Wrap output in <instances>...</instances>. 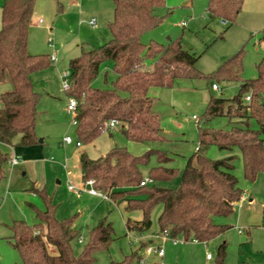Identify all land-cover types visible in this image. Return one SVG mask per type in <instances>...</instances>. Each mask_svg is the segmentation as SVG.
<instances>
[{"label":"trees","instance_id":"1","mask_svg":"<svg viewBox=\"0 0 264 264\" xmlns=\"http://www.w3.org/2000/svg\"><path fill=\"white\" fill-rule=\"evenodd\" d=\"M36 0H1L0 82L11 89L0 95V143L11 145L19 136V146L38 144L35 135L37 104L40 94L35 91L31 76L50 65V57L27 52L28 30ZM244 0H207L206 13L210 19L233 24ZM113 18L108 25L111 39L68 61V97L78 101L75 110L76 139L81 144L92 143L106 123L114 121L127 141L149 144L163 140L160 119L153 111L150 88H171L178 79L202 78L195 70L197 58L182 48L180 39L168 40L165 45L150 42L145 46L141 37L156 27L163 17L156 14L165 0H113ZM108 64L115 75L112 89L92 87L103 65ZM241 52L227 59L209 76L238 81V92L229 99L209 96L203 120L225 117L228 131L202 130L198 126L200 146L213 145L218 150L231 152L238 148L243 164L244 179L253 182L264 176V57L256 65V77L240 78ZM150 68V69H149ZM215 84V83H214ZM249 96L246 101L245 97ZM251 122L257 126L251 127ZM156 156L159 163L168 161L166 153L149 148L141 156L132 155L126 148L112 147L95 160L79 152L78 162L83 182L93 181L94 190L116 205L124 204L127 212H141V220L125 222L128 231L140 233L150 228V213L161 205L157 219L159 234L182 242L207 243L223 235L230 226L215 224L214 217H227L241 200L242 191L233 175V156L211 161L194 153L188 158L174 189L156 187L175 177L177 171L156 166L148 170L152 183L140 186L144 176L141 167ZM7 160L0 156L2 165ZM195 160V164L192 162ZM46 207L36 211V222L29 226L17 220L12 223V245L23 264H92L93 253L106 248L111 241L112 227L102 219L88 230V243L78 257L72 252L71 242L78 232L73 224L75 216L58 221L53 215L50 198L44 189L34 190ZM53 248L51 251L50 248ZM226 244L217 248L215 264H223ZM112 264H127L122 263Z\"/></svg>","mask_w":264,"mask_h":264},{"label":"rangeland","instance_id":"2","mask_svg":"<svg viewBox=\"0 0 264 264\" xmlns=\"http://www.w3.org/2000/svg\"><path fill=\"white\" fill-rule=\"evenodd\" d=\"M206 5L207 0H165V6L156 11L163 19L141 37L145 46L150 42L165 45L168 40L180 39L182 48L197 58L194 67L202 77L178 79L173 84L174 89H149L148 96L153 100L154 113L159 116L163 140L148 147L130 142L117 126L102 132L92 143L76 147L74 114L66 110L69 97L62 87V78L69 74L70 59L111 39L108 25L113 18L114 3L113 0H36L28 30L27 52L30 55L53 56L55 62H50L48 68L31 76L34 89L40 94L35 121V135L38 141L41 140L36 144L40 149L37 161L23 163L17 147H25L18 145L19 136L13 138L11 145L0 143V156L7 158L2 165L3 177L0 178V264H23L12 245L11 226L17 220L33 226L36 211L46 210L42 198L34 191L38 189H44L50 198L56 220L75 216L73 226L78 235L71 242L75 257L88 243L90 228L102 219L110 223L111 241L106 248L94 251L92 264L124 261L127 264H215L217 248L221 243L226 244L223 264H264V176L257 175L251 183L244 179L238 148L227 152L213 145H203L199 152L211 161L233 156V175L242 191V200L231 215L213 218L215 224L232 227L207 243H184L180 238L174 242L159 234L157 219L161 205L151 211V225L147 231H128L125 222L140 221L141 212H127L124 204L116 205L100 195H89V186H84L80 178L78 156L81 151L95 160L112 147H124L135 156H141L151 148L166 153L168 161L159 163L156 156H151L147 166L141 167L143 176L147 177L151 167L174 169L177 173L171 180L154 183L156 187L174 189L179 185L188 158L199 145L198 126L211 131L225 132L230 129L225 117H215L209 122L203 120L207 105L202 100L203 90L207 91L210 85L205 78L214 76L221 64L238 52H241L242 58L240 78L250 80L256 77V65L264 57V0H244L231 25H222L219 19H210ZM91 19L95 20L94 29L89 25ZM114 80L115 75L106 64L91 85L96 89L110 90ZM212 82L219 88V91L210 92L213 97L229 99L238 92L239 83L235 79L219 76L217 79L213 77ZM10 89V84L0 82V95ZM192 116L199 121L195 122ZM251 127L257 128L254 122H251ZM66 137L72 140V144H62ZM261 140L264 143V134ZM13 156L25 165L21 163L11 168L8 158ZM69 184L78 190L84 186V190L70 192ZM156 246L163 250V258L146 254V247ZM50 249L55 254L54 249ZM207 254L212 257L210 262L205 260Z\"/></svg>","mask_w":264,"mask_h":264},{"label":"built area","instance_id":"3","mask_svg":"<svg viewBox=\"0 0 264 264\" xmlns=\"http://www.w3.org/2000/svg\"><path fill=\"white\" fill-rule=\"evenodd\" d=\"M89 24L94 27L95 25V20L94 19H91ZM181 25H184V24H181ZM50 60L51 61H54L55 58L54 57H50ZM62 87L64 90H68L69 88V83H68V75H64L63 78H62ZM211 90L213 91H219V88L216 84H211ZM245 100L248 101L249 100V96H246L245 97ZM78 106V101L73 98V97H69V100H68V103H67V107H66V110L67 112L69 113H72L74 114V118H73V124L76 125L77 123V120L75 118V110ZM116 125V123L114 121H110L108 123L105 124L102 132L108 130V129H111L113 128L114 126ZM62 144L63 145H69V144H72V140L69 138V137H66L63 141H62ZM76 147H80V143H75ZM200 149V145H197L196 146V152H198ZM20 162L19 159H17V157H11L9 160H8V164L10 166H16L18 165ZM152 183V180L149 178V177H144L143 180L140 182V186H145V185H149ZM89 186V190L87 191L89 194H92V195H100L102 196L101 194L97 193L94 188H93V181L92 180H87L84 182V186ZM83 186V187H84ZM68 189L70 191H82L84 189H77L73 184H69L68 185ZM164 238H166L165 236V233L161 234ZM167 239V238H166ZM80 240V239H79ZM81 241V240H80ZM177 241V240H176ZM174 241V242H176ZM193 242H196V241H193ZM145 252L146 254H155L156 256H158L159 258H163L164 256V253H163V250L161 248H159V246H156L155 248H152V247H146L145 248ZM206 259L210 260L211 259V256L209 254L206 255Z\"/></svg>","mask_w":264,"mask_h":264},{"label":"crops","instance_id":"4","mask_svg":"<svg viewBox=\"0 0 264 264\" xmlns=\"http://www.w3.org/2000/svg\"><path fill=\"white\" fill-rule=\"evenodd\" d=\"M0 17H1V0H0ZM220 22L222 23V25H226V24H223L224 23V21H222V20H220ZM38 23H40L41 24V21L39 20L38 21ZM90 25V24H89ZM91 26V25H90ZM95 26H96V24L94 25V27H92L91 26V28H95ZM53 57V56H52ZM55 58V57H54ZM51 62H55V60L54 61H51ZM174 86V85H173ZM172 86V87H173ZM171 87V88H172ZM176 88V87H175ZM170 89V88H169ZM172 89H174V87L172 88ZM171 89V90H172ZM179 89H181V88H179ZM211 91H213V90H211V87H208V90L206 91V90H203V97H202V100H203V102H207V100H208V98H209V95H210V92ZM153 94H156V92H153ZM209 94V95H208ZM205 100V101H204ZM192 119L195 121V122H198L199 120L197 119V117H195V116H192ZM115 127H117V125H115L113 128H111V129H108V130H106V131H109V130H112V129H114ZM161 133H162V130H161ZM41 141V140H40ZM39 142V141H38ZM159 142H155V143H152V144H149L148 146H154V144H158ZM147 146V147H148ZM17 149H19V154H21L22 155V157H23V159H24V161H23V163H26L27 161H37L36 159L38 158V155L40 154V149L36 146V145H33V146H30V147H25V148H20V147H17ZM195 149H196V147H195ZM194 149V151H195V153H196V150ZM18 151V150H17ZM17 151H15V153L17 152ZM201 151V146H200V149H199V151H198V153ZM34 155H37V156H34ZM14 157V156H13ZM11 157H9L8 158V160L10 159ZM21 161L19 162V164L18 165H16V166H11V168H14V167H18V166H20L21 165ZM22 163V165H25V164H23ZM30 163V162H29ZM79 170H80V168H79ZM80 178H81V174H80ZM83 182V181H82ZM84 187H82V189H83ZM34 189H35V187H34ZM38 190H40V189H38ZM69 190V189H68ZM70 192H73V191H70ZM88 193V192H87ZM89 194V193H88ZM89 195H92V194H89ZM92 196H98V195H92ZM103 199H106V200H109L107 197H105L104 195H102L101 196ZM241 200H242V196H241ZM241 200H240V202H241ZM110 201V200H109ZM239 202V203H240ZM113 203V202H112ZM238 203V204H239ZM114 204V203H113ZM238 204H236V206L238 205ZM235 206V207H236ZM232 226H230V228H231ZM229 228V229H230ZM247 234L249 235V232H247ZM158 259H160L158 256H156ZM205 260H206V262H210L211 260H212V257H211V259L210 260H208V259H206V257H205Z\"/></svg>","mask_w":264,"mask_h":264},{"label":"water","instance_id":"5","mask_svg":"<svg viewBox=\"0 0 264 264\" xmlns=\"http://www.w3.org/2000/svg\"><path fill=\"white\" fill-rule=\"evenodd\" d=\"M39 142H41V141H39Z\"/></svg>","mask_w":264,"mask_h":264}]
</instances>
